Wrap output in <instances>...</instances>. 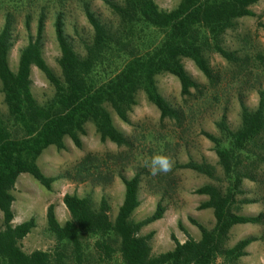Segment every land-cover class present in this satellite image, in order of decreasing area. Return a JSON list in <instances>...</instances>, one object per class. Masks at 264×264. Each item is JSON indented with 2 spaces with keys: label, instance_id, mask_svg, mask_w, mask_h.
<instances>
[{
  "label": "trees",
  "instance_id": "16d2710c",
  "mask_svg": "<svg viewBox=\"0 0 264 264\" xmlns=\"http://www.w3.org/2000/svg\"><path fill=\"white\" fill-rule=\"evenodd\" d=\"M17 1L19 4L26 0ZM100 1L115 23H102L89 5L83 4L84 17L92 30L91 39L81 42L83 54L77 53L64 35V16L57 14L53 28L60 76H56L42 54L44 10L38 15L34 36L30 34V16L25 17L28 41L19 51L16 72L10 70L15 0H0V5L10 2L11 10L1 11L6 12L0 29V93L6 108V113L0 114V264H109L115 257L120 264H239L256 239L246 238L230 247V231L238 225H264V213L251 217L239 214L241 206L255 201L238 199L245 194L244 180L259 184L264 175V85L258 88L255 109H249L239 99L236 129H231L224 112L214 123L216 135L201 131L213 146L217 167L205 162L175 167L193 171L216 184L193 192L207 197L199 210H211L214 218L211 229L190 220L200 233L199 240L189 238L180 243L172 236L173 249L153 255V234L144 236L141 231L163 218L166 209L162 201L151 216L133 220L140 205L142 176L144 172L147 176V171L138 169L127 178L123 175L126 167L117 172L109 166L113 158L110 155L101 158L88 153L73 167V180L108 186L116 176L124 193L115 217L110 218L111 207L104 197L95 204L90 196L66 194L62 202L69 218L64 224L57 221L52 205L46 211V231L56 244L53 251H22L20 243L35 229L36 222L30 218L12 225V192L23 174L30 175L45 190L51 189L57 179L45 176L37 165L49 147L65 150L64 140L69 139L81 150L85 127L91 124L101 143L130 148L129 139L114 127L110 111L122 123L130 124L129 115L139 93L156 108L160 121L180 123L184 110L172 108L160 95L156 85L160 75H170L178 81L183 105L195 95L196 105L203 104L210 94V103L218 102L216 95L222 92L223 77L211 67V55L225 61L233 74L264 77L262 63L252 65L248 55L242 56L224 45V37L236 29L240 19L255 17L251 8L260 0H180L170 11L159 9L154 0ZM256 18L257 27L264 32V24ZM185 60L194 64L206 85H198L190 78L184 69ZM33 68L53 89L51 98L43 104L31 92Z\"/></svg>",
  "mask_w": 264,
  "mask_h": 264
},
{
  "label": "rangeland",
  "instance_id": "374dc122",
  "mask_svg": "<svg viewBox=\"0 0 264 264\" xmlns=\"http://www.w3.org/2000/svg\"><path fill=\"white\" fill-rule=\"evenodd\" d=\"M111 1L121 3V0ZM179 1L154 0L159 9L165 11L174 9ZM17 2L15 0L14 42L8 56L9 68L12 72H16L19 51L28 41V33L24 27L27 15L30 16V34L34 36L38 15L44 10L42 54L56 76H60L56 63L59 49L55 41L53 24L59 12L64 16V35L79 54H83L81 42L89 41L92 37V30L82 11L83 4L89 5L102 23H115L114 17L100 0H31L29 3L26 0L19 4ZM9 7L10 2H3L0 5V29L4 22V14L10 9ZM4 10L6 11L2 13L1 11ZM251 11L255 17L240 19L236 29L233 32L229 31L224 37V45L230 51L239 52L242 56L248 55L252 65L262 63L264 66V32L257 27L256 18L259 17L260 22L264 24V0H260ZM259 58L262 61H259ZM209 61L211 67L220 71L223 77L222 92L219 96L216 95L218 102L210 103L213 97L210 94L206 96L203 104L196 105L198 99L195 95L190 98L188 104L183 105L178 81L170 75H160L156 77L160 95L172 108L184 110L180 123L173 120L160 121L156 108L146 101L142 93H139L136 96L137 104L129 115L130 124L122 123L110 111L114 127L129 139L130 148H117L109 142L101 143L94 127L87 124L86 134L81 138V150L76 149L69 139H65V150L57 151L49 147L39 157L37 165L41 172L47 177L57 179L49 191L41 187L30 175L19 176L12 192L14 196L12 225H19L30 218H34L36 222L35 229L20 243L24 253L30 254L37 250L53 251L56 244L46 231V211L52 205L57 221L61 225L64 224L69 218L62 202L66 194H75L81 198L90 196L95 204L104 197L111 207L110 218L115 217L124 193V188L116 176L108 186H92L90 182L80 184L73 180V167L88 153L96 154L101 158L110 155L113 158L109 166L117 172L126 167L123 175L127 178L132 177L138 169L145 168L147 171V176L146 172L142 176L138 193L140 205L133 214V220L141 221L151 216L157 204L162 201L166 209L163 218L141 231V235L144 236L153 234L150 241L153 255L172 250L174 247L172 236L180 243H184L189 238L199 240L200 233L190 220L207 229L214 226L212 211L199 210L200 204L206 201L207 197L194 195L193 192L201 186L216 184L193 171L175 167L188 162H205L217 167L213 146L200 134L201 131L216 135L214 123L224 112L231 129H236L239 126V99H242L249 109H255L259 100L257 91L264 85V77L255 74L245 77L233 74L230 66L217 55H211ZM183 65L195 83L201 86L207 84L191 61L185 60ZM30 78L34 98L39 104L45 103L51 98L53 89L35 68L32 69ZM192 94L194 95L195 92L192 91ZM5 113L6 108L0 93V114ZM155 155L169 157L173 163L171 171L152 175L150 164ZM216 170L220 177V171L217 168ZM259 181V184L243 181L242 190L245 194L238 199L244 198L255 202L241 206L240 215L251 217L264 213V175ZM246 238H255L256 242L246 249L247 255L240 259L239 264H264V225L233 227L229 234L228 245L231 247ZM109 264H120V262L115 257Z\"/></svg>",
  "mask_w": 264,
  "mask_h": 264
},
{
  "label": "clouds",
  "instance_id": "9594fccd",
  "mask_svg": "<svg viewBox=\"0 0 264 264\" xmlns=\"http://www.w3.org/2000/svg\"><path fill=\"white\" fill-rule=\"evenodd\" d=\"M173 163L171 159L164 155H155L151 159V174L167 173L171 171Z\"/></svg>",
  "mask_w": 264,
  "mask_h": 264
}]
</instances>
